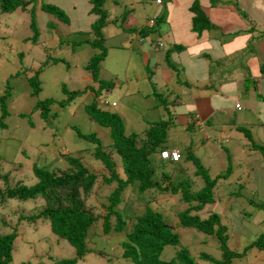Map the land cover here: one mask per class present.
<instances>
[{"label": "rangeland", "instance_id": "374dc122", "mask_svg": "<svg viewBox=\"0 0 264 264\" xmlns=\"http://www.w3.org/2000/svg\"><path fill=\"white\" fill-rule=\"evenodd\" d=\"M116 1H118V7L109 15L115 16L118 21H123L127 13H129L128 20L133 23L144 18L138 2L133 4L136 0ZM147 1L154 3V0ZM21 2L23 9L0 12V97L4 95L8 97L4 103L6 110L4 112L6 115L2 119L4 127H0V175L5 176L4 180L0 179L1 192L20 182L24 186L32 185L35 182L32 164L44 167L42 163L49 160L45 167L53 172L60 173L68 169L69 166L63 157L67 155L78 158L85 168L97 176L104 175L107 178L110 176V172L104 165L93 158V144L77 138L76 134V132L84 135L93 134L102 145V151L110 154L111 151L107 146L110 142L108 130L89 121L83 110V105L90 102L94 92L100 89L99 94L94 98L96 105L100 109L118 114L125 134L147 129V126L156 121L170 120V126L175 127L167 131L165 146L170 149L173 142H177L179 138L183 139V136L188 134L192 142L189 152L197 159V165L203 167L210 176L224 175L218 180L219 185L223 186L218 192L222 194L226 190L227 196L221 198L216 196V202L205 206L197 212V215L205 218L210 211L220 215L221 223H224L227 228L229 249L240 251L244 246L255 241L258 235L264 233V181L255 177L263 171L264 156L258 151H253L255 154L250 155L249 159L257 156L258 158L254 160L252 166H248L246 162L240 169L234 165L235 156L230 161L225 160L220 168L216 158L214 160L210 156L211 149L215 148L227 154L225 150L228 149L230 142L226 145L227 140L224 142L222 140L220 145H216V142L210 139L206 143L200 139L201 129L198 128L187 131V134L186 131L184 134L177 132L180 125L176 118L177 110L174 109L172 98L167 96L169 95L167 90L170 87L161 81L156 71L147 69L145 72L141 66L138 67L140 63L144 65L146 59L141 61L138 59L136 55L138 48L133 46V42L126 51L116 47L117 39L123 37L118 29L125 27L124 21L122 25L112 23L103 28L105 39L102 46L105 57L98 63V80L93 81L83 67L97 50L90 48L85 42L77 43L92 37L89 29L91 20L95 16L88 14L85 10L86 6H90V0H32L31 6L36 4L32 11L26 0ZM119 2L129 7V11L122 13ZM43 3L52 5L60 11L62 19L41 11L40 5ZM142 3L144 9L150 14L149 17H152L154 5L141 0V5ZM195 5L199 11H203L199 1ZM102 9H104L103 5ZM159 9L156 8V13ZM32 12L37 26L35 35L29 29V17ZM258 17L260 20L263 18L262 15ZM174 18L175 16L170 17V24L174 23ZM209 28L213 30L211 25ZM123 31L129 35L128 31ZM191 32L197 34L195 31ZM174 35L173 30L169 28V32L161 39L160 49L152 46L149 48L151 52L147 54L151 56L162 51L161 54L165 55L164 49L168 50L175 43L179 44L172 39ZM166 39L173 43L168 45ZM140 46L144 47V44ZM194 46L192 45V48ZM173 54L175 53L170 52L168 58L181 71ZM152 59L154 58L151 56ZM40 67L41 71L36 76L39 90L35 95H31L32 87L27 79L35 69ZM150 67L151 61L147 68ZM134 74L140 77H137L136 84L133 82ZM174 74V80L183 79L178 73ZM99 80L105 85H100ZM151 82H155L156 85H151ZM84 87L88 89L80 97H74L65 106L58 105L59 101L68 98L62 92V88L70 92L81 91ZM172 87L175 90V86L172 85ZM46 99H51L54 103L48 106L46 119L42 120L38 110L34 109V105ZM111 102H114L116 107H110ZM1 114L0 106V116ZM186 127L187 130L190 129V125ZM221 136L229 138L226 133ZM248 150L246 147L245 152L249 155ZM109 157L115 164L114 172L123 178L117 157L112 154ZM179 166H182V161L179 162ZM183 166L187 169L185 179L190 172L194 174L196 171L190 161ZM211 171L213 175L210 174ZM171 173L173 176L178 175L180 170L171 171ZM193 176L191 177L190 174L188 178L189 180L193 178L189 183L191 192L199 189L203 184L199 177ZM246 176L247 180H244ZM238 177H240L239 181H236ZM114 186V183L103 184L101 178L97 177L94 183V195L84 198V206L97 220L91 226L92 229L90 228L89 235L91 233L92 235L88 237L86 244L89 252L82 255L74 264H132L119 257L120 251L116 243L122 239V234L109 232L105 235L101 230V216L105 213L104 206L108 204V193ZM235 195L239 196L235 197ZM122 197L124 199L121 203L125 204L126 216L141 212L146 205L156 207L155 209L162 213L164 222L178 236L179 245L165 246L160 254L161 259L168 260L180 248H186L196 264H209L201 259V254L216 260L220 259L218 242L213 236L178 225L176 214L186 208V205L180 202L178 195L161 194L150 190L139 194L133 188L128 195L124 194ZM231 197L234 198L232 201ZM228 201L231 202L226 203ZM229 205L232 210L228 209ZM38 207L37 202L32 203L30 200L0 198V235L15 233L11 260L8 264H57L59 261L74 257L73 248L49 231L48 222L44 218L28 219L32 214L35 215L40 208ZM113 221L114 217L111 216V227ZM230 264H264V251L252 248L246 252L245 256L233 259Z\"/></svg>", "mask_w": 264, "mask_h": 264}, {"label": "trees", "instance_id": "16d2710c", "mask_svg": "<svg viewBox=\"0 0 264 264\" xmlns=\"http://www.w3.org/2000/svg\"><path fill=\"white\" fill-rule=\"evenodd\" d=\"M90 9L88 14L94 17L91 23L89 33L92 36L89 40H81L77 43L85 42L90 48L97 50L84 65V71H87L92 80H98V63L105 57V50L102 46L104 41L103 28L108 23L113 22L108 17L107 12L102 9L103 0H90ZM193 2L189 10L192 13L191 31L200 34L203 30L210 29L209 22L199 11ZM20 0H0V12H12L15 9H23ZM213 0L210 5L213 6ZM40 10L57 19H62V14L55 7L48 4H41ZM33 6H31L32 11ZM163 17L156 20V23H162ZM29 29L37 33L36 20L33 12L29 17ZM133 31V30H126ZM143 29H139L137 33L143 35ZM145 34V33H144ZM160 44L157 43V46ZM182 50L180 45H173L172 48L166 49L164 55V63L171 70L172 74L180 73V70L170 62L168 54L170 52H179ZM206 58V56H203ZM41 71V67L33 71L32 75L27 79L31 85V95H35L39 90L37 75ZM174 72V73H173ZM100 81V85H105ZM179 82V81H177ZM183 85L186 83L182 82ZM100 88V86H99ZM88 87H84L81 91L67 92L62 88V92L68 97L66 100L58 102L59 106H65L74 97H80ZM90 89V87H89ZM100 92L97 89L90 102L83 105V110L87 115V119L95 124L106 128L110 142L107 144L110 154L118 159V165L123 178L117 176L114 172L115 164L109 155L102 151V145L93 134L84 135L76 132L77 138L91 142L93 144V158L101 162L106 170L110 172L107 178L104 175L97 176L85 168L78 158L63 156L69 168L64 169L60 173L53 172L50 168L45 167L49 160L44 161L43 166L32 164V174L35 182L30 186H24L20 183L12 187H8L4 192L0 191L1 199H14L17 201L30 200L32 203L37 202L39 210L32 214L28 219L35 220L44 218L48 222L49 231L57 238L67 242L74 251L72 259L62 260L57 264H74L82 255L89 252L86 248L88 243L89 232L97 218L84 206L85 199L94 195V183L97 177L105 185L114 183L115 186L108 193V204L104 206L105 213L101 216V230L103 234H122V239L118 240L116 245L120 251L119 257L122 260L131 262L132 264H196L191 258L186 248L178 249L168 260L160 258V254L165 246L177 247L179 245L178 236L173 232L163 220L162 213L146 205L141 212L126 216L122 195H128V192L135 188L139 194L150 190L161 194L178 195L180 202L186 205V208L177 213L178 225L185 228L193 229L207 236H213L218 242L220 251V259L216 260L212 257L201 254L203 261L209 264H230L233 259L245 256L246 252L252 248L264 251V233L258 235L255 241L244 246L240 251H234L227 247V228L221 223L220 215L209 212L205 218L197 215L205 206L213 205L216 196L222 197L226 195L225 190L222 194L218 192L216 187L217 181L222 175L210 176L208 172L198 164L197 159L185 149L184 157L177 162L162 160L159 153L165 150L166 134L170 126V120H160L151 123L139 133H124V127L118 114L107 110L100 109L94 101L95 96ZM8 97L6 95L0 97L1 111L0 127H4L2 123L6 114L4 103ZM54 103L51 99L36 102L34 109L39 112L42 120L46 119L48 106ZM4 109V110H3ZM237 131L241 132L245 138L250 139L249 132L245 127H237ZM250 141V140H249ZM250 149L258 151L264 156V146H259L250 141ZM48 159V158H46ZM225 159H229V154H225ZM182 166H179V161ZM193 163L196 171L189 173L187 179V169L183 168L186 162ZM180 170V174L172 175L171 171ZM228 171H226L227 173ZM199 177L202 180V186L199 189L190 191L189 183L192 182L188 178ZM0 179H5L4 175H0ZM131 188V189H130ZM239 195H235L237 197ZM218 198V197H217ZM216 202V201H215ZM121 207V208H118ZM119 209V210H118ZM231 209V205L228 206ZM232 210V209H231ZM114 217L113 226H110V217ZM129 223V224H128ZM128 224V228H126ZM91 228V229H90ZM90 229V230H89ZM126 230V232H125ZM15 233L0 235V264H8L11 260L12 243Z\"/></svg>", "mask_w": 264, "mask_h": 264}, {"label": "crops", "instance_id": "0c3cea01", "mask_svg": "<svg viewBox=\"0 0 264 264\" xmlns=\"http://www.w3.org/2000/svg\"><path fill=\"white\" fill-rule=\"evenodd\" d=\"M143 1L154 5L152 17H149L150 14L144 9L143 3L141 5V0L133 1L134 5V2H138L144 18H141V22L133 23L128 20L129 13L124 16L125 27L118 29L123 37L117 39L116 47L126 51L133 42V46L138 48L136 50L138 59L140 61L146 59L144 65L140 63L138 67L141 66L145 72L147 69L156 71L161 81L170 87L167 90L169 92L167 96L172 98L174 109L177 110L176 118L180 124L177 132L184 134L186 131L187 134V131L198 128L201 129L200 139L206 143L211 139L216 142V145H220L222 140L223 142L227 140L226 145L228 142L231 144L229 143L225 151L228 152L230 160L236 156L234 165L241 169L247 162L248 166H252L258 156L249 159L250 155L255 154L254 150L250 149V141L264 146V26H262L264 0H213V6L210 5L211 0H160L159 4H155V0L154 3ZM197 1L200 2L203 10L201 12L213 29H205L200 34L191 32L192 13L189 8L192 2ZM26 2L31 8L32 0H26ZM119 4L122 7V13L129 11L130 8L122 2ZM117 7L118 1L103 0V8L108 17L114 18L113 22L106 26L112 23L124 24L123 21L115 19V16L109 15L110 12H115ZM155 7L160 8L157 13ZM89 9L90 6H86L87 13ZM259 15L263 16L261 20ZM171 16H175L173 24L169 21ZM160 17H163V22L156 23ZM150 19L153 20L152 26L147 24ZM169 28L175 34L172 39L179 43L175 44L182 47L181 51L173 54L181 68L178 74L183 77L179 82L174 80L175 76L166 67L162 51L151 55L154 58L152 60L147 54L151 52L149 48L152 46L160 49L161 46H157V43L162 44L161 39L169 32ZM128 29L133 30L128 31L129 35L123 31ZM139 29L147 31H143L145 34L140 36L137 33ZM148 37L151 39L147 40ZM166 38L168 39V36ZM167 39L168 45L173 43ZM142 44L144 47L140 46ZM192 45H195L194 48ZM149 61H151V67L147 68ZM137 77L140 78L134 74V84L138 81ZM150 84L156 85L155 82ZM172 85L175 86V90ZM235 105H238V109ZM187 125H190L189 130ZM241 126L247 128L250 141L236 130ZM223 133H226L229 138L221 136ZM187 135L173 142V146L166 150L178 151L182 160L185 149L191 148V138ZM246 147L249 149V155L245 152ZM211 152L210 156L214 160L216 158L221 168L226 160L225 153L215 148H212ZM262 169L263 171L255 176L260 181H264V168ZM210 174L213 175V172L211 171ZM239 178L236 181H239ZM244 180H247V176ZM219 183L220 181L216 184L218 190L223 187ZM224 196L222 194V197ZM218 198L221 197L218 196ZM233 199L231 197V201Z\"/></svg>", "mask_w": 264, "mask_h": 264}, {"label": "built area", "instance_id": "2783aa9c", "mask_svg": "<svg viewBox=\"0 0 264 264\" xmlns=\"http://www.w3.org/2000/svg\"><path fill=\"white\" fill-rule=\"evenodd\" d=\"M156 4L159 3V0L155 1ZM111 106H114V103H111ZM235 108L238 109V105H235ZM159 157L162 160H168L170 162H177L180 159V154L176 150H162L159 153Z\"/></svg>", "mask_w": 264, "mask_h": 264}, {"label": "clouds", "instance_id": "9594fccd", "mask_svg": "<svg viewBox=\"0 0 264 264\" xmlns=\"http://www.w3.org/2000/svg\"><path fill=\"white\" fill-rule=\"evenodd\" d=\"M156 1V0H155ZM159 3H160V0H159ZM158 3V4H159ZM156 4V3H155ZM152 23H153V20L152 19H150L148 22H147V24L149 25V26H152ZM159 44V43H158ZM111 103H113V102H111ZM111 103H110V107H114L115 106V103H114V106H111Z\"/></svg>", "mask_w": 264, "mask_h": 264}]
</instances>
